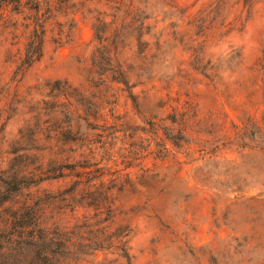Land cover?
<instances>
[{"label": "rangeland", "instance_id": "obj_1", "mask_svg": "<svg viewBox=\"0 0 264 264\" xmlns=\"http://www.w3.org/2000/svg\"><path fill=\"white\" fill-rule=\"evenodd\" d=\"M126 1L0 0V189L100 264H264V0Z\"/></svg>", "mask_w": 264, "mask_h": 264}, {"label": "trees", "instance_id": "obj_2", "mask_svg": "<svg viewBox=\"0 0 264 264\" xmlns=\"http://www.w3.org/2000/svg\"><path fill=\"white\" fill-rule=\"evenodd\" d=\"M116 5L118 12L123 14L137 13L129 1L117 0ZM132 102H135L134 99ZM177 120L178 115L175 113L170 116L169 122L175 125ZM163 135L175 147L182 140L165 129ZM63 170L65 167H61V172L53 180L68 178L63 175ZM80 184L74 183L75 187L65 192L64 196H73ZM29 186L14 177L6 184L5 189H0V264H82L87 258H92L91 264H100L96 261L95 254L117 245V249L123 254L120 258L130 262L126 252L127 242L124 241L126 236L123 233H112L109 226L101 227L105 223H100V227L93 226L95 235L85 239L82 233L75 232L77 228H70L60 220L51 221L47 218L51 204L46 205L35 194L22 197V192L28 190ZM92 208L96 216L100 217L104 206Z\"/></svg>", "mask_w": 264, "mask_h": 264}]
</instances>
